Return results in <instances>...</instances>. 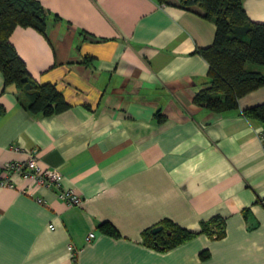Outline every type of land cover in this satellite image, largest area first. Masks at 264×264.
I'll list each match as a JSON object with an SVG mask.
<instances>
[{
  "label": "crops",
  "instance_id": "crops-1",
  "mask_svg": "<svg viewBox=\"0 0 264 264\" xmlns=\"http://www.w3.org/2000/svg\"><path fill=\"white\" fill-rule=\"evenodd\" d=\"M38 1L49 12L43 32L16 26L9 40L66 107L29 112L0 71V171L36 149L40 165L58 168L62 187L83 200L69 205L56 189L14 175V186H0V264H71L68 244L76 264H264V121L242 113L264 102V85L222 113L194 101L208 84L196 49L215 30L202 7ZM242 5L264 22V0ZM215 216L223 235L199 232ZM164 218L197 233L164 250L146 244L142 231ZM103 221L118 235L100 230Z\"/></svg>",
  "mask_w": 264,
  "mask_h": 264
},
{
  "label": "trees",
  "instance_id": "trees-1",
  "mask_svg": "<svg viewBox=\"0 0 264 264\" xmlns=\"http://www.w3.org/2000/svg\"><path fill=\"white\" fill-rule=\"evenodd\" d=\"M185 2L199 4L203 15L212 19L215 25L212 42L196 49L208 63V84L196 91L194 101L219 113L235 109L242 95L264 85V70L250 66H264V22L251 20L242 0ZM48 14L38 0H0V71L3 84L13 85L23 93L18 99L26 110L44 115L64 109L66 102L54 84L39 83L31 77L9 36L16 26H31L43 32ZM242 113L264 121V102L246 107ZM156 225L162 228L157 232L152 231L155 225L145 228L142 237L146 244L161 250L184 242L197 233L168 218ZM98 227L108 234L118 235L109 222L103 221ZM199 232L222 236L221 218L215 216L202 221ZM200 256L206 257L207 251H201Z\"/></svg>",
  "mask_w": 264,
  "mask_h": 264
},
{
  "label": "built area",
  "instance_id": "built-area-1",
  "mask_svg": "<svg viewBox=\"0 0 264 264\" xmlns=\"http://www.w3.org/2000/svg\"><path fill=\"white\" fill-rule=\"evenodd\" d=\"M262 150L264 152V141L262 142ZM14 175L30 180L36 185L56 189L57 196L69 205H79L83 200L82 195L74 189L62 187L63 176L58 168L40 165L36 149L28 150L22 160H9L3 163L0 171V186H14ZM28 188L29 186H23L20 191L30 194ZM36 199L39 202L42 201L38 196H36ZM94 235V231H89L85 236V240L89 241ZM67 249L71 252V264H76V249L71 244L67 245Z\"/></svg>",
  "mask_w": 264,
  "mask_h": 264
},
{
  "label": "water",
  "instance_id": "water-1",
  "mask_svg": "<svg viewBox=\"0 0 264 264\" xmlns=\"http://www.w3.org/2000/svg\"><path fill=\"white\" fill-rule=\"evenodd\" d=\"M161 228H162L161 225H155V226L152 227V231H153V232H157V231H159Z\"/></svg>",
  "mask_w": 264,
  "mask_h": 264
}]
</instances>
